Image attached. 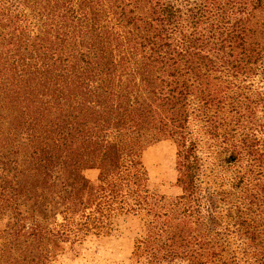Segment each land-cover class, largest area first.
Listing matches in <instances>:
<instances>
[{"label":"trees","instance_id":"obj_1","mask_svg":"<svg viewBox=\"0 0 264 264\" xmlns=\"http://www.w3.org/2000/svg\"><path fill=\"white\" fill-rule=\"evenodd\" d=\"M175 49L198 70L164 75ZM154 132L172 198L134 151ZM125 214L152 264H264V0H0V264H51Z\"/></svg>","mask_w":264,"mask_h":264},{"label":"rangeland","instance_id":"obj_2","mask_svg":"<svg viewBox=\"0 0 264 264\" xmlns=\"http://www.w3.org/2000/svg\"><path fill=\"white\" fill-rule=\"evenodd\" d=\"M196 56L185 55L175 49L164 55L162 73L176 74L188 70H198ZM134 151L144 167L147 180L144 187L150 192L165 197H175L180 189L175 185L176 146L163 133L154 132L149 146L137 143ZM96 170H88L85 176L94 181ZM131 195H137L139 189L128 188ZM112 231L108 237L87 236L80 243L63 244L57 257L51 264H152L144 257L133 256L135 240L144 236L146 219L144 215L125 214L113 219Z\"/></svg>","mask_w":264,"mask_h":264}]
</instances>
